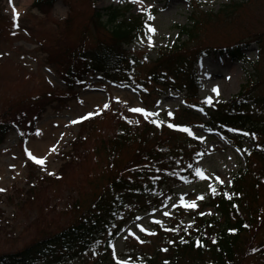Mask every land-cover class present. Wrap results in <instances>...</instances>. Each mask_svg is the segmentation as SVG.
<instances>
[{"label":"rangeland","instance_id":"1","mask_svg":"<svg viewBox=\"0 0 264 264\" xmlns=\"http://www.w3.org/2000/svg\"><path fill=\"white\" fill-rule=\"evenodd\" d=\"M33 1L0 0V13L4 17V24L0 27V101L6 98L13 99V102L24 100L2 116L8 115L15 120L23 115L24 124L11 129L0 144V189H3L0 191V255L16 252L41 234L54 233L66 227L77 217H73L74 212L69 211L72 199L79 200L76 212L80 214L91 198L106 189V182L116 171L111 175V164L106 163V156L100 152L98 142L111 136L115 127V113L118 112L132 121L133 130L153 118L168 121L172 120V115H175L173 120L182 115L183 123L189 122L188 133L199 140L205 154L195 165L194 178L172 184L173 191L161 199L160 207L149 213H138L136 209L140 204L127 206L125 211L135 210L136 218L127 222L121 233L112 240L111 250L116 258L125 261L126 257L120 254L136 244H140L142 250L148 253L151 250L148 241L154 240L150 236L154 235L155 223L163 227L171 215H178V209L180 213L177 219L184 227L192 222V211L200 210L204 217H218L212 206H203V203L213 193V188L230 189L232 175L245 168L247 153L240 148L241 143L238 147L234 139L216 130H208L204 124L207 121L206 113L194 108L193 104L207 103L209 98L212 103L227 100L239 92L248 78L250 82L264 78V0H248L231 13L233 19L229 21L232 23L227 21L219 29L209 25L200 33L199 42L211 47L241 42L240 47L247 62L233 61L226 54H218L220 52L204 56L197 66L202 81L197 99L185 100L184 93L168 91L149 81L146 103L132 85L114 84L96 73H89L85 79L86 86L74 88L76 94H66L59 103L50 95L49 89L62 93L65 92V85L58 70L48 64V45L60 33L64 37L61 45L71 44L72 40L82 42L81 32L95 8L128 5L133 13H149L153 19H148L142 33L129 47L143 60L133 78L134 83L140 85L150 62L160 50L168 48L178 38L177 25L190 23V18L196 14L208 10L215 12L230 0H55L51 8L41 13L30 6ZM13 9L19 13L16 19ZM66 15L72 22L67 33L59 31ZM149 26L155 28V32H151ZM258 36L260 42H250L244 46L245 39L249 41ZM84 42L85 47H94L93 38H87ZM253 63H256L257 72L251 78ZM214 88L218 92L213 91ZM45 92L46 101L43 98L31 101L36 94ZM258 92L264 93V82L260 84ZM132 108H143L156 115L145 118L143 113L131 111ZM89 113L92 115L89 116ZM185 114L191 118H186ZM36 116L37 119L33 120ZM82 116L94 119L91 122L94 128L81 125L85 120L80 119ZM80 135L81 138L87 136V140L81 144L79 151L74 152V143ZM254 140L253 143L246 138L242 145L245 148L253 144L261 145L264 136L255 137ZM261 146L264 148V143ZM126 147L120 152L121 159L133 154L130 152L133 144ZM29 152L38 158L46 157L45 163L37 164L29 157ZM68 154L72 157L61 176L60 169ZM250 160L254 170L264 164V160L254 156ZM197 169L203 173V177L197 174ZM37 189L43 191L37 195ZM258 192L256 200L260 199V204L264 205V181H260ZM249 203V208H253V202ZM191 204H195V207L186 206ZM49 207L63 214L60 218H53ZM257 226L259 228L251 232L244 251L238 252L241 256L238 264H264V224L259 226L258 223ZM88 257L82 254L68 255L56 264H93V260H86Z\"/></svg>","mask_w":264,"mask_h":264},{"label":"trees","instance_id":"2","mask_svg":"<svg viewBox=\"0 0 264 264\" xmlns=\"http://www.w3.org/2000/svg\"><path fill=\"white\" fill-rule=\"evenodd\" d=\"M54 1L36 0L34 5L41 12H46ZM247 1L230 0L215 12L196 14L190 18V23L177 25L180 38L174 45L161 50L150 62L147 77L141 85L133 83V73L141 63L128 47L146 25L148 14L129 13V7H108L102 10L95 8L81 32L83 44L72 40L71 44L61 45L64 37L60 33L55 39L57 41L52 39L48 45V62L58 70L67 88L62 93L49 89L50 95L60 103L63 96L73 93L75 86H83L84 78L89 72H97L112 82L132 84L145 100L148 97L145 93L148 81L173 91H185L188 99L196 98L200 85L194 64L200 56L213 48L199 42L201 30L209 25L213 29L222 28L224 23L233 19L231 13L244 6ZM3 19L0 13V27L4 24ZM70 20L71 18H67L62 21L60 32L67 33L70 28L68 26L72 23ZM87 38L94 39V47L84 46ZM251 40L260 42L261 39L258 36ZM214 50L226 51L233 59L243 57L242 49L236 44L216 46ZM253 76L254 74H250L251 78ZM263 82L264 78L249 81L241 87L238 95L204 108L209 118L206 124L217 127L228 137L233 134L238 144L246 137L254 140L255 137L264 136V93L258 92ZM36 95L31 99L32 102L42 98L47 100L46 92ZM23 101L13 102L9 98L0 101V144L10 129L24 124L23 115L15 120H11L8 115L2 117L4 112L12 111L14 106ZM174 118L175 116L172 121ZM32 119L36 120L37 116ZM93 120L85 119L81 125L94 128L91 124ZM114 120L115 127L111 136L98 142L100 152L106 156V163L111 164V175L116 171L106 182V189L91 198L80 214L76 212L79 200L72 199L69 211L74 212L73 217L77 216L74 222L57 232L41 234L38 239L35 238L36 240L16 252L1 254L0 264H34L36 261L54 264L62 261L65 256L78 254L88 255L86 260H93V264H119L110 256L108 245L127 221V218L121 217L126 206L131 201H136L141 205L139 210L149 212L170 194L172 184L184 183L192 178L193 165L203 152L197 140L168 124L185 122L182 115L174 123L160 118L150 119L134 130L133 123L122 112L115 113ZM80 138L81 135L74 143V152L79 151L81 144L87 140V136ZM127 144H133L130 151L133 154L121 159L120 152L127 148ZM259 148L260 150H256L253 145L252 148L245 149L246 167L232 176V188L229 191L225 192L218 187L210 195L206 203L219 213L218 218H207L200 215L199 211H193L192 224L183 227L177 219L178 215H173L165 227H157L154 240L148 241L151 244L148 253L141 246L136 249L126 248V264H238L241 257L238 252L244 251L251 232L259 228L257 224H264V205L260 204V199L256 200L260 181H264V164L254 170L250 160L252 156L264 160L263 147ZM67 157L60 169L61 176L63 170L68 168L72 155L68 154ZM36 191L39 195L43 189ZM250 201L253 202L251 205L254 204L253 208H249ZM49 209L53 218H60L63 214L53 207Z\"/></svg>","mask_w":264,"mask_h":264},{"label":"snow or ice","instance_id":"3","mask_svg":"<svg viewBox=\"0 0 264 264\" xmlns=\"http://www.w3.org/2000/svg\"><path fill=\"white\" fill-rule=\"evenodd\" d=\"M10 2H11V0H10ZM141 2H142V0H141ZM13 11L15 13V9H13ZM18 16H19V13H15L14 19L18 18ZM149 19H153V17L150 14H149ZM149 27H150V31L151 32H155V28H153L151 26H149ZM149 39H151V38H149ZM213 91L218 92V89L217 88H214ZM208 102L211 103V99L210 98H209ZM105 107H107V105H105ZM131 111L143 113L145 115V118H147V116H149V115H156V113H154V112L149 113V112H147L143 108H132ZM88 115L90 116V115H92V113H89ZM169 115H171V113H169ZM87 118H88L87 116L80 117L81 120L87 119ZM76 122L77 121H73V123H76ZM153 123H155V121H153ZM169 127H175V128H177V129H179L181 131L189 132L190 133V129H188L187 127H181V126H178V125H169ZM233 131H235V129H233ZM37 135H39V131L37 132ZM244 135H248V133H244ZM53 150H55V149H53ZM28 155L37 164L43 165L45 163L46 157H44V158H38L37 156L33 155L31 152H29ZM197 174L200 175L201 177H203V173L199 169H197ZM217 179H219V178L217 177ZM0 191H3V189H0ZM212 191H213V193H215V191H216L215 188H213ZM202 198L203 197H201V199ZM186 206H188V207H195V204L186 205ZM119 264H126V262L125 261H120ZM165 264H167V262H165Z\"/></svg>","mask_w":264,"mask_h":264}]
</instances>
